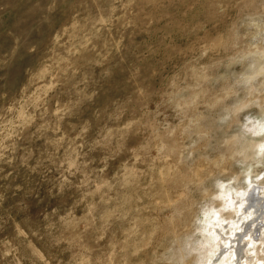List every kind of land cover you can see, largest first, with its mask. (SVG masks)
Returning a JSON list of instances; mask_svg holds the SVG:
<instances>
[{
  "label": "rangeland",
  "instance_id": "rangeland-1",
  "mask_svg": "<svg viewBox=\"0 0 264 264\" xmlns=\"http://www.w3.org/2000/svg\"><path fill=\"white\" fill-rule=\"evenodd\" d=\"M256 185L264 0H0V264H264Z\"/></svg>",
  "mask_w": 264,
  "mask_h": 264
},
{
  "label": "bare ground",
  "instance_id": "bare-ground-1",
  "mask_svg": "<svg viewBox=\"0 0 264 264\" xmlns=\"http://www.w3.org/2000/svg\"><path fill=\"white\" fill-rule=\"evenodd\" d=\"M255 188V187H254ZM249 192V191H248ZM248 194H250V193H248ZM230 197V196H229ZM247 199H246V203L248 204L247 205V210L246 211H249V215H248V218H252L253 216H256V218H258V217H260V219L262 220L261 221V223L262 222H264V187H261V190H259L258 191V189H257V185H256V188L254 189V191H253V193L252 194H250L248 197H246ZM241 202H243V201H241ZM233 203V202H232ZM252 207V208H251ZM239 208V207H238ZM242 208V207H241ZM254 208V210H249V209H253ZM245 209V208H244ZM241 210V209H240ZM245 211V212H246ZM234 212V211H233ZM238 216H240V215H238ZM237 216V217H238ZM246 216V215H245ZM255 218V219H256ZM238 219H239V217H238ZM240 221H241V219H240ZM239 221V222H240ZM260 221V220H259ZM259 221H257L256 223L258 224H260V222ZM245 223H247V222H245ZM256 224V225H257ZM261 225V224H260ZM264 225V224H263ZM248 225H246V227H247ZM240 227V226H239ZM256 227V226H255ZM243 228V227H242ZM260 230V229H259ZM257 232V231H256ZM263 232V231H262ZM236 233V232H235ZM252 234V233H251ZM257 234V233H256ZM233 235H234V233H233ZM236 235V234H235ZM239 235H241L240 233H239ZM239 235L237 236V237H239ZM244 235H242V236H240V238H242ZM233 237V236H232ZM259 239V238H258ZM252 240V239H251ZM233 242V241H232ZM260 242V241H259ZM246 242H243L242 244L244 245ZM230 244H231V240H230ZM252 244H254V243H252ZM256 244V243H255ZM260 244H262V247L264 248V233H262V238H261V242H260ZM230 246V245H229ZM234 246V245H233ZM255 247V246H254ZM222 248V247H221ZM226 249L228 248V246L227 247H225ZM234 248V247H233ZM261 248V247H260ZM243 249V248H242ZM241 249V250H242ZM254 249V248H253ZM236 250V249H235ZM249 250V249H248ZM246 250L247 252H249V251H251V250ZM226 251V250H225ZM247 252H241V251H238L237 250V254H241L242 256H244V257H246L248 260H251L252 259V254H248ZM255 252V251H254ZM231 253L232 252H230V254L229 255H226V257L220 262L221 264H224V263H229L230 262V258H231ZM233 253H235V251L233 250ZM224 255V254H223ZM239 257V256H238ZM241 257V256H240ZM239 259V258H238ZM234 262L235 263H237L238 261L236 260V257H234ZM232 259H231V261H233ZM237 261V262H236ZM235 263H233V264H235ZM239 264V263H238ZM242 264H244L243 262H242ZM245 264H248V262H246Z\"/></svg>",
  "mask_w": 264,
  "mask_h": 264
}]
</instances>
